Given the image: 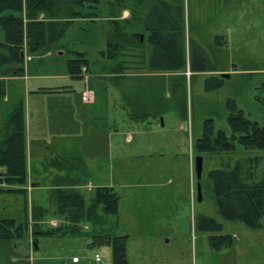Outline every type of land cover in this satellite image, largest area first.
I'll return each instance as SVG.
<instances>
[{"label":"rangeland","instance_id":"obj_1","mask_svg":"<svg viewBox=\"0 0 264 264\" xmlns=\"http://www.w3.org/2000/svg\"><path fill=\"white\" fill-rule=\"evenodd\" d=\"M108 1L111 0H99L94 9L79 7L82 16L67 26L59 41L47 49L48 52L29 54L24 45L22 50L25 53L23 69L43 76L37 78L40 80L36 79L38 84L44 88L74 85L79 87L77 92L83 88L84 79H62L61 76L68 74V61L81 54L88 64L86 74L91 79V89L97 90L101 99H105V102L104 99L100 100L99 105L100 112L104 109L100 121L104 122L107 130L104 147L100 144L94 152L98 154L85 155L84 158L89 167L95 169L97 181L111 188L118 197L117 217L107 218L108 233L125 237L127 264H264V210L261 227L256 229L239 221L223 219L214 204L207 179L211 167L222 168L220 165L224 164L230 169L238 163L243 171L249 170L250 182L264 184V150L246 149L236 144L231 152L203 155L201 201L197 200L196 178L192 172V164L197 156L193 145L202 135L204 120L211 119L215 131L221 130L227 136L231 135L227 124L228 100L234 101L245 116L264 128V0H184L186 70H189L194 49L204 52L208 56L206 63L216 70H228V77L219 75L217 79L222 84L212 88L213 83L207 82V79L213 76L193 75L189 78L186 75L184 85L178 87L175 84L180 74L169 76L170 107L167 106L164 115L158 119L150 116L146 122L136 123L127 122L124 117L112 76L114 73L111 72L112 69H119L117 61L127 60V56L120 55L113 61L106 57L109 50L107 36L111 31L106 19ZM90 13L91 16L85 15ZM42 16L39 15V19H43ZM134 22L137 25V21ZM132 33L142 37L145 50L144 31L140 27L132 28L126 31L125 39ZM3 39L0 29V41ZM215 39L221 45L216 44ZM120 42L125 44V40L121 39ZM125 52L130 54V62L135 60L132 52ZM10 69L0 67V81H4V77H13L10 76L13 71ZM50 75L61 79L56 80ZM153 83L157 84L156 81ZM14 84L13 97L19 94L18 88L24 82L15 81ZM100 87L106 91L102 92ZM32 98L30 96L29 101L24 98L21 105L24 124L29 119L36 131L47 132L44 123L48 116L54 120L57 118L60 122L56 128L63 136L53 137V147L68 143V148H62L66 153L86 150L82 137L87 134L88 127L79 125L76 118L73 126L69 124L73 113L69 99H73L72 95L60 98L42 95L34 103ZM11 101L0 105V120L7 115ZM178 124H183L184 128L178 130ZM121 125L132 135L128 142L133 141L126 144L121 138L120 147H115L109 139L112 135L108 133ZM134 129L137 132L135 135ZM51 152L53 150L49 154ZM42 155L46 157L52 154ZM26 157L28 159L27 153ZM27 159L25 192L0 193V219L12 218L22 222L26 214L29 226L31 208L38 205L46 209L42 218L44 226L48 225L50 219H58L62 225L70 224L66 214L59 216L56 212L58 196L48 187L52 184L46 175L49 168L37 173L38 156H32L30 162ZM35 182L40 183L39 187L30 188L31 183ZM91 186L90 190L79 189V195L85 202L99 188L93 182ZM202 217L213 219L221 225V230L202 229ZM91 235L89 232L82 237L78 235L75 239L61 241L37 237L40 245L37 253L30 252L25 241H16L17 247L14 249V244L11 248L0 243V264H18V255L30 257L31 261L27 264H66V258L70 255L80 257L82 264H96L92 262L94 252L101 258L97 264H112L109 246H86ZM226 236H229L230 243L216 239ZM10 251H13L11 258ZM57 252L61 254L54 257Z\"/></svg>","mask_w":264,"mask_h":264},{"label":"trees","instance_id":"obj_2","mask_svg":"<svg viewBox=\"0 0 264 264\" xmlns=\"http://www.w3.org/2000/svg\"><path fill=\"white\" fill-rule=\"evenodd\" d=\"M99 0H0V29L4 39L0 42V67L11 68L10 76L23 74V45L29 54L45 53L64 34L67 26L82 13L79 7L94 9ZM184 0H111L107 2V22L111 31L107 36L109 50L106 57L113 61L118 56H127V60L117 61L119 69L147 70L149 72L181 73L186 70L184 51ZM129 12V18L121 19L123 11ZM8 12L7 14H4ZM43 15V19H39ZM91 16L90 14H85ZM133 21V22H132ZM134 21H138L141 31L148 33L146 43L152 49L148 56L143 50L139 34L132 33L125 39L126 31L137 29ZM138 37V38H137ZM125 40V44L120 40ZM216 44L221 45L216 39ZM195 48V47H194ZM198 49V47H197ZM130 51L135 57L129 61ZM195 53V54H194ZM104 55V53H102ZM202 55V56H201ZM119 59V58H118ZM208 56L202 51H192L191 72L213 71L215 67L207 64ZM121 64V65H120ZM207 64V65H206ZM83 69L88 70L87 61L81 54L68 61V73L78 76ZM119 73V72H118ZM184 76L177 77L175 87L182 86ZM207 82L213 83L212 88L222 84L220 79L209 77ZM5 96V82L0 81V101ZM134 109V108H133ZM137 113H132L139 120L147 118L148 107L137 104ZM227 124L231 135L227 136L221 130L213 129V121H203L202 135L194 141L196 155H216L231 152L238 144L246 149L264 150V128L250 120L244 112L238 109L235 102H227ZM213 168L207 172L208 188L220 216L228 221H239L249 228H259L264 210V184L248 179L249 170L243 171L236 163L228 169ZM0 184L8 188L0 189V193H24L27 182L25 124L20 104L11 107L7 117L0 126ZM17 187V188H14ZM57 211L66 214L70 224L60 225L55 229L47 228L36 232L40 217L46 209L34 205L31 208V237L65 235L70 232L75 235L84 233L78 224L87 221L95 228L103 229L105 235L92 234L98 244L107 245L111 249L112 264H127L125 237L112 236L107 229L108 217H117L118 197L111 188H97L91 203L86 206L78 195L55 193ZM69 215V216H68ZM200 227L205 230L219 232L221 225L209 217H202ZM16 222L14 219L0 220V243H15L23 241L28 232V220ZM113 224V222H112ZM114 225V224H113ZM69 230V231H68ZM86 232L84 234H88ZM91 233V232H90ZM219 242L230 243L229 236L216 237Z\"/></svg>","mask_w":264,"mask_h":264},{"label":"crops","instance_id":"obj_3","mask_svg":"<svg viewBox=\"0 0 264 264\" xmlns=\"http://www.w3.org/2000/svg\"><path fill=\"white\" fill-rule=\"evenodd\" d=\"M129 12L128 11H123L121 13V19H127ZM138 27H140V24L138 21L136 22ZM148 33L145 32V37L147 38ZM2 42V41H0ZM147 47L144 50L145 55L148 56L149 52L151 51L152 47L146 43ZM48 52V51H47ZM24 53V52H23ZM25 57V53L23 54ZM30 59V55L28 56ZM29 61V60H27ZM30 70H24L23 74L20 76H13V77H4L5 81V97L1 99L2 101L0 102V105H5L6 103H9V100L11 101L10 107L8 109V113L11 109L12 106L16 104L23 105V100L24 98H28L32 96V102H38L40 96H46V95H51L52 97H69L73 96L72 98H69L71 101V108H72V115H71V120L69 124L71 126L74 125L75 118L80 123L79 125H85L88 127V132L87 134H84L82 137V140H84V146L86 150L78 151L75 153H66L62 148H68V143H59L56 144V146L53 147L51 142H53V137H58L61 138L63 135L61 134V131L56 128L59 125V120L56 118L55 120L50 116H48L46 123H44L45 127L48 128V131L46 132H39L36 131V127H31V122L28 119L27 122L25 123V143H26V153L28 155V159L30 162V158L32 159V156L39 158V166L36 170L37 173H42L43 170H46L49 168L48 172L46 175L48 176V179L52 180V184L49 185L48 187L50 188L51 192H57L58 191H63V194L66 195H79V189H87L90 190L91 183H95L99 188L106 187L104 186L103 183L97 181L98 176L96 175L97 173L95 172V169H92L89 167L88 163L85 161L84 156L85 155H95L98 153H94L96 151V148L100 147V144L102 147H104L106 136H107V130L104 127V122L102 123L100 119H103L102 114L104 112V109L102 112H100V100L101 95L97 93V90H93L90 87V77L86 74L88 70L82 71V73L78 76H72L69 73L64 74L62 79H84L85 84L83 88L77 92L78 88L77 86L74 85H59V86H53V87H48L44 88L40 84L37 83V79L39 76L43 77L42 75H39L38 73H28ZM119 72V73H118ZM187 72V74H186ZM222 73H229L228 70H213V71H200V72H191L190 70H185L184 72L178 73L180 75H183L184 77L186 75L193 76V75H202V76H213V77H218ZM177 73H166V72H149L147 70H120V71H115L113 78L115 79L116 82V93L119 94V102L120 105L123 109L124 112V117L126 121L132 123L133 121L136 122H143L146 120H149L152 116V118L158 119L159 117L164 115V110L167 106L170 107V99H169V90H170V78L169 76H174L178 75ZM54 76L53 78L58 80L61 79L59 77H56L55 75H50ZM64 77V78H63ZM221 77V76H220ZM53 78H49L53 80ZM37 79V80H36ZM15 81H23L24 84L19 87L18 91L19 94L13 95L11 92H15L14 90V82ZM156 81L157 84H154L153 82ZM184 85V83H183ZM101 88V87H100ZM103 89V88H101ZM105 88L102 90V92H105ZM77 92V93H76ZM72 99V100H71ZM31 101V99H30ZM105 102V99L103 100ZM137 104H145V106L148 107V115L146 119H137L132 115V113H137L136 106ZM134 108V109H133ZM57 111H59V108H56ZM7 113V115H8ZM76 114V115H75ZM2 117L0 120V126L7 117ZM104 115V114H103ZM37 122V119H35ZM45 122V120H44ZM184 126L183 124H178V130L183 129ZM126 127H121L120 128H115L111 130L108 134L112 135L110 136L109 139H111L115 145V147H120V141L121 138L123 141H126V144H129L131 142L130 139L132 138V135L130 134L129 131L125 130ZM133 135L137 134L136 129ZM53 133V136H52ZM49 140V141H47ZM54 148V149H53ZM34 149L37 150V152H32ZM53 150L50 154L51 156H43L42 154H47L50 155L49 152ZM41 151V153H39ZM43 151V152H42ZM67 154V155H64ZM27 163V162H26ZM193 167H192V172L194 171V161H193ZM56 166V167H54ZM225 166L224 164H221L220 167ZM213 169V167H211ZM221 169V168H220ZM3 171L2 168H0V171ZM246 172V170H245ZM29 179V176H28ZM40 183L35 182L31 183L30 188H35L39 187ZM3 188H8L7 186L0 184V189ZM17 188V187H14ZM25 189V188H24ZM63 189V190H62ZM25 192V191H24ZM82 197V196H81ZM83 198V197H82ZM84 200V199H83ZM84 203L86 206H88L91 203V198ZM38 206V205H37ZM41 207V206H40ZM43 208V207H42ZM57 208V205H56ZM45 209V208H44ZM56 212L59 214V216H65V213L59 212L56 210ZM43 216L41 217V222L38 221V227L34 229L37 233L40 231H44L47 228L50 229H55L58 226L62 225L61 222L58 219H50L48 222L47 226H44V222L42 221ZM56 218V217H55ZM3 219H12V218H3ZM1 220V219H0ZM24 222V221H22ZM56 225H54L55 223ZM52 223V224H50ZM70 223V222H69ZM65 225V224H64ZM90 223L87 221L80 222L78 224V227L84 232H91V234H96L98 236L100 235H105V227L103 229H100L99 227L95 228V226L89 227ZM87 227V229H85ZM69 231V230H68ZM82 233L80 236L84 234ZM87 235V234H85ZM75 235L74 233L70 232L65 235H52V236H41L39 234H36L35 237H31V227L30 225L28 226V232L26 236L24 237L26 247L29 248L30 252H38L40 245L38 244L37 237H43L44 239L48 240H54V239H59L61 241L62 239H71L74 238ZM90 240L86 244L88 248H95L98 246H101V244H98L96 240L93 237L89 236ZM75 239V238H74ZM22 242V241H18ZM16 243V242H15ZM15 243H5L6 245H10L12 248L14 244V248L17 247V244ZM263 250H264V244H263ZM61 253L57 252L54 257L59 256ZM98 254L97 252L93 253L92 256V262L94 263H100L96 262L94 260V255ZM11 255H13V251L9 252V256L11 258ZM99 255V254H98ZM100 256V255H99ZM77 257L78 261L73 262L72 258ZM14 258V257H12ZM42 258V257H41ZM66 264H82V261L80 257L77 255H70L66 258ZM18 261V264H27L29 263L30 257L25 258L24 256H19L16 259Z\"/></svg>","mask_w":264,"mask_h":264},{"label":"water","instance_id":"obj_4","mask_svg":"<svg viewBox=\"0 0 264 264\" xmlns=\"http://www.w3.org/2000/svg\"><path fill=\"white\" fill-rule=\"evenodd\" d=\"M142 41V37L140 36V42ZM221 77L227 78L228 74H221ZM202 169H203V158L200 155H197L194 158V174L196 178V191H197V200L201 201L202 195H201V185L200 180L202 177Z\"/></svg>","mask_w":264,"mask_h":264},{"label":"built area","instance_id":"obj_5","mask_svg":"<svg viewBox=\"0 0 264 264\" xmlns=\"http://www.w3.org/2000/svg\"><path fill=\"white\" fill-rule=\"evenodd\" d=\"M53 223H55V222H53ZM50 224H52V223H50ZM54 225H56V223H55ZM72 260H73V261H77V258H76V257H75V258H72ZM94 260H95L96 262L100 261L99 256H98V255H95V256H94Z\"/></svg>","mask_w":264,"mask_h":264}]
</instances>
